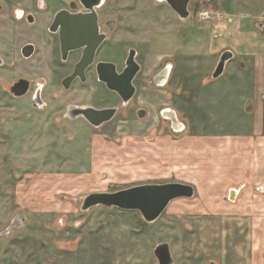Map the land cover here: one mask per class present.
Wrapping results in <instances>:
<instances>
[{
	"label": "rangeland",
	"instance_id": "obj_1",
	"mask_svg": "<svg viewBox=\"0 0 264 264\" xmlns=\"http://www.w3.org/2000/svg\"><path fill=\"white\" fill-rule=\"evenodd\" d=\"M115 2L120 11L131 6L148 18L168 13L156 0ZM193 2L201 3L197 13L206 12L207 18L175 19L174 34L148 24L155 51L179 55L168 83L161 87L150 84L149 77L162 64H143L145 80L137 81L132 103L147 110L143 121L131 116L124 123V113L100 128L70 120L63 91L55 86L46 64L0 65V233L12 227L8 237L0 236V264H157L153 248L158 243L169 240L171 254L181 250L180 238L169 233L166 222L195 226L190 245L196 264H264V193L249 183L246 193L236 187L239 195L229 201L227 156L232 154L231 163L237 161L240 141L210 136L238 132L234 125L237 114L244 112L249 89L237 82L244 79L248 84L255 64L242 61L230 48L209 49L207 29L216 31L222 25L225 30L231 0ZM215 7L222 11L219 16L212 11ZM22 28L1 14L0 42L16 47L30 42L33 37ZM227 51L232 59L213 81L211 75ZM0 55L11 60L4 43ZM165 55H149L148 63ZM258 71L264 83V64ZM18 78L44 83L45 109L34 107L29 94L11 95L9 87ZM260 95L264 104V89ZM159 108L173 110L185 128L173 132L158 115ZM164 183L188 184L195 193L191 199L172 201L152 224H145L135 211L102 206L80 210L82 198L90 193ZM242 237L244 249L237 250ZM236 250L248 260L233 258L230 252Z\"/></svg>",
	"mask_w": 264,
	"mask_h": 264
},
{
	"label": "flooded vegetation",
	"instance_id": "obj_2",
	"mask_svg": "<svg viewBox=\"0 0 264 264\" xmlns=\"http://www.w3.org/2000/svg\"><path fill=\"white\" fill-rule=\"evenodd\" d=\"M156 1L166 6L168 10L166 16L156 13L152 15L153 18H148L149 14L137 12L135 7L130 9L131 6H124V11H120L115 0H0V15L12 18L15 26L18 28L22 26V31L33 37L30 42L17 47L10 41H1L0 44L4 43L5 52L12 55H10L11 60L6 61L0 55V65L46 64V70L54 80L55 86L63 91L65 116L70 120L81 119L92 128H100L124 113L122 114L126 118L124 123L131 116L143 121L148 116L147 110L132 104L137 96V81L145 80L143 64H162L149 77V82L165 85L171 77L173 64H178L179 55L173 51L170 52L171 55L157 53L151 39L153 30H150V38H148V24L161 32L162 27L169 28L166 32L170 30L174 34L175 19L179 22H184L189 17L195 20L198 17L197 10L201 9L200 2L194 4L193 0H189L188 15L185 19H181L163 0ZM59 13H61V23L55 25V18ZM153 54L165 56L159 61L148 63V56ZM78 64L87 65L75 74ZM99 64L111 66L107 67V72H104L108 79H115L112 72L120 76L126 69V64L138 65L139 70L132 80L135 91L128 101L125 102L118 93L109 90L106 83L100 80ZM161 72H168L165 79L157 77ZM21 80L27 82V91L23 96L29 94L34 107L45 109L47 106L43 101L44 83L42 82L18 78L9 87L11 95L18 96V89L11 91L10 88ZM34 99L39 102H35ZM107 109H112L115 114L110 121L99 127L92 126L79 113L84 110ZM170 113L165 108L158 109V115L168 124H171ZM142 114L143 118H139ZM172 130L180 133L181 127H173Z\"/></svg>",
	"mask_w": 264,
	"mask_h": 264
},
{
	"label": "crops",
	"instance_id": "obj_3",
	"mask_svg": "<svg viewBox=\"0 0 264 264\" xmlns=\"http://www.w3.org/2000/svg\"><path fill=\"white\" fill-rule=\"evenodd\" d=\"M229 6L230 9L228 13H225L230 15V22L225 27V30L221 28V24V26L217 24L219 27L216 31H214L212 27H210L209 30L207 29V38L210 44L209 49L210 51H215L219 48H230V50L232 49L235 53H237L238 57L241 58L242 61L243 59H246L255 64L254 76L250 79V82L247 84L244 79H239V82H237V84H242V86H239L243 87L245 85L249 89V96L247 97L245 95L246 98L244 99L246 101L244 112L237 114V122L234 125L236 126L238 132L233 135L227 133L210 135L217 136V138L226 137L229 138V140L231 138H238L240 141V144L237 146V161L231 163L230 157L232 154H230L227 156L229 159L228 162H226L227 167L225 168L227 173L226 179L229 181L227 182L225 180V182L227 185H230V189L228 190V199L232 202L234 198H237L239 195L238 189H243L244 193L249 190V183L256 184L255 190L258 193H264V104L260 95V91L264 89V83L262 82L263 77L258 71L259 64H264V41L261 42V38L259 39L258 35L261 34L262 39L264 38V0H231ZM217 9L220 8L215 7L212 11L215 12L214 14H218L219 16L222 11L220 13ZM222 32H227V35L225 34L226 36H222ZM241 64H243V62H241ZM213 81H217V79ZM230 88H233L232 83ZM235 89L237 90L238 86H236ZM223 164H225V162ZM233 172H236L235 178L230 177L231 179H229V176L233 174ZM245 174L247 176H245ZM233 181L236 185H231ZM230 198H232V200H230ZM166 223L170 226L169 228L171 231L169 230V233L176 235V237L181 240V250H179L180 254L178 251H176L177 257L174 255L175 251L171 254V243L169 240L168 242L162 241L158 244H168L173 264H196L190 245V240L195 236V226L191 223H188L187 225L183 224L184 226H180L182 223L177 226H175L173 222ZM249 233H247V235H249ZM253 239L251 244L254 242ZM240 240H242V243L239 242V244L241 243L242 245L238 244L237 250H239V248L244 249L243 237ZM186 241L188 243L187 245L185 244ZM130 249H126V252ZM140 250H142V247ZM230 253L233 255V258L237 259L238 262L241 259L248 260L243 254L240 255L238 251L236 253ZM256 255L257 253L253 256V259Z\"/></svg>",
	"mask_w": 264,
	"mask_h": 264
},
{
	"label": "water",
	"instance_id": "obj_4",
	"mask_svg": "<svg viewBox=\"0 0 264 264\" xmlns=\"http://www.w3.org/2000/svg\"><path fill=\"white\" fill-rule=\"evenodd\" d=\"M163 1L176 14H178L181 19H185L187 17V4L189 0ZM86 7L90 8L89 6ZM60 14L61 13L57 14L55 18V25L61 23ZM62 46H64L63 42ZM230 59H232V54L229 51L224 52L220 56L216 68L211 75L212 80H216L220 76H222L225 65ZM86 65L87 64H78L75 69V74L77 73V71H81L82 68H85ZM126 65V69L120 76L114 75L113 72L111 73L115 79H108L107 75L104 74V72H107V67L111 66L104 64L98 65V74L100 80L106 83V86L109 88V90L118 93L125 102L128 101L134 94L135 90L132 85V80L139 70L137 64ZM167 74L168 72H161L157 77H162L163 79H165ZM153 85L163 86L164 84L154 83ZM15 88H17L19 91L17 97L23 96L27 91V82L21 80L19 81V83H16L13 87H11L10 90L13 91ZM34 101L39 102L37 99H34ZM165 110L171 112L169 116L171 128L181 127L182 131L184 129V124L177 120L176 113L171 109ZM79 113L94 127H99L103 123L110 121L115 114L112 109L90 111L84 110L80 111ZM139 118H143V114L140 115ZM194 193V188L191 185L184 183L143 184L132 186L123 190H118L115 192L90 193L82 198L80 210L82 212H86L91 208L102 206L106 208H116L120 211H135L140 214L142 220L145 223L152 224L160 218L167 206L172 201L177 199H191L193 198ZM230 200H232V198H230ZM11 229L12 227L0 233V236L8 237ZM153 254L156 258L157 264H173L168 244L156 245L153 250ZM209 264L216 263L211 261L209 262Z\"/></svg>",
	"mask_w": 264,
	"mask_h": 264
},
{
	"label": "built area",
	"instance_id": "obj_5",
	"mask_svg": "<svg viewBox=\"0 0 264 264\" xmlns=\"http://www.w3.org/2000/svg\"><path fill=\"white\" fill-rule=\"evenodd\" d=\"M198 16H199L200 18H202V19H203L204 17L207 18V13H206V12H205V14H200V13H199Z\"/></svg>",
	"mask_w": 264,
	"mask_h": 264
}]
</instances>
